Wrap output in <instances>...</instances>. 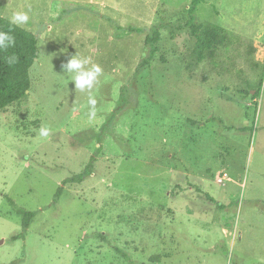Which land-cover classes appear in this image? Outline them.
<instances>
[{"label": "rangeland", "instance_id": "1", "mask_svg": "<svg viewBox=\"0 0 264 264\" xmlns=\"http://www.w3.org/2000/svg\"><path fill=\"white\" fill-rule=\"evenodd\" d=\"M191 2L0 0L38 46L0 111V264H264V0L199 3L195 24L239 37L201 61ZM75 55L103 70L91 92L62 67ZM17 209L36 216L11 241Z\"/></svg>", "mask_w": 264, "mask_h": 264}, {"label": "trees", "instance_id": "2", "mask_svg": "<svg viewBox=\"0 0 264 264\" xmlns=\"http://www.w3.org/2000/svg\"><path fill=\"white\" fill-rule=\"evenodd\" d=\"M204 0H192L188 9L190 33L194 37L197 48L199 49L198 60H202V54L205 50L216 48L219 45H231L235 39H239L230 31L216 25H204L194 23V12L199 3ZM0 31L10 32L16 40L15 47L0 51V111L13 103L22 100L30 89L29 71L33 66L38 55L37 38L34 34L17 25L11 24L10 20L0 16ZM159 33H153V37H147L146 42L153 44L159 40ZM16 55L17 62L9 65L5 61V57ZM260 89L257 91L259 95ZM94 157H91L89 163L84 170L62 182L65 185L81 184L85 179L91 176L93 170ZM63 186L57 190L54 202L57 203L63 193ZM10 203L14 206L13 201ZM17 213L21 217V233L13 235L11 241L24 240L26 232L33 222L36 212L17 209ZM116 252L123 258L130 261L129 256L119 249ZM151 262H159L160 257L154 256L150 258ZM131 264H134L130 261ZM15 264V263H13Z\"/></svg>", "mask_w": 264, "mask_h": 264}, {"label": "clouds", "instance_id": "3", "mask_svg": "<svg viewBox=\"0 0 264 264\" xmlns=\"http://www.w3.org/2000/svg\"><path fill=\"white\" fill-rule=\"evenodd\" d=\"M29 19L27 12H15L11 17L10 23L19 26L26 24ZM15 44V37L10 32L0 31V51L15 47ZM17 59V56L14 54L5 57V61L9 65L15 64ZM88 65H91V67H88ZM62 67L66 73L71 74L75 89H79L81 92H91L94 86L99 83V77L103 73L102 68L98 64L92 63L90 57L78 58L75 55ZM88 104L90 106L88 118L94 119L96 116L97 100L92 95H89ZM49 132L48 128L41 127L39 129V136L46 138L49 136Z\"/></svg>", "mask_w": 264, "mask_h": 264}, {"label": "water", "instance_id": "4", "mask_svg": "<svg viewBox=\"0 0 264 264\" xmlns=\"http://www.w3.org/2000/svg\"><path fill=\"white\" fill-rule=\"evenodd\" d=\"M3 242H4L3 240H0V245L3 244Z\"/></svg>", "mask_w": 264, "mask_h": 264}, {"label": "crops", "instance_id": "5", "mask_svg": "<svg viewBox=\"0 0 264 264\" xmlns=\"http://www.w3.org/2000/svg\"><path fill=\"white\" fill-rule=\"evenodd\" d=\"M103 7H104V5H103Z\"/></svg>", "mask_w": 264, "mask_h": 264}]
</instances>
